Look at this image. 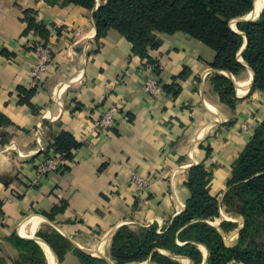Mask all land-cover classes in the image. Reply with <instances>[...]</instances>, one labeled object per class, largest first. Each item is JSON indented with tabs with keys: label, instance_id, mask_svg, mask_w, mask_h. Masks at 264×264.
<instances>
[{
	"label": "crops",
	"instance_id": "crops-1",
	"mask_svg": "<svg viewBox=\"0 0 264 264\" xmlns=\"http://www.w3.org/2000/svg\"><path fill=\"white\" fill-rule=\"evenodd\" d=\"M157 37L159 46L147 52L153 64L147 73L124 35L113 28L97 33L91 10L62 0H0V264H18L19 251L8 240L13 235L35 240L46 264L47 251L52 264H60L43 238L50 234L65 239V248L59 246L62 264H82L75 249L97 259L92 264H116L110 254L113 232L121 225L132 230L155 225L162 233L184 209L192 165L210 172L208 190L222 198L235 160L263 120L264 90L249 93L253 71L247 66L241 80L242 72L234 76L213 68L214 51L183 32ZM38 42L52 56L33 84L32 48ZM215 74L235 83L234 109L220 102ZM149 76L161 84L159 95L142 89ZM238 82H247L245 93H238ZM111 107L117 109L113 126L96 130L94 118ZM243 121L246 132L240 129ZM62 133L78 146L59 171L39 175L36 165L55 152ZM132 172L148 180L143 189L131 183ZM218 203L214 223L236 224L219 229L232 246L243 217L224 215ZM198 248L199 264H207L206 247Z\"/></svg>",
	"mask_w": 264,
	"mask_h": 264
},
{
	"label": "trees",
	"instance_id": "trees-1",
	"mask_svg": "<svg viewBox=\"0 0 264 264\" xmlns=\"http://www.w3.org/2000/svg\"><path fill=\"white\" fill-rule=\"evenodd\" d=\"M62 2L91 10L97 33L107 28L115 29L131 43L132 51L151 65L147 52L159 46L157 34L179 31L214 51L211 66L215 69L237 76L247 64L253 71L249 93L264 90V5L255 20H237L235 30L230 26V21L252 10L254 0ZM212 82L220 102L234 109L237 98L233 81L223 74H215ZM77 146L78 143L69 134L62 133L53 149L62 158H69L71 150ZM209 177L210 172L201 164L188 169L186 186L189 193L184 209L171 219L162 233L156 231L155 225L138 230H132L127 225L119 226L110 241V254L115 263L141 264L148 259L149 264H180L176 258L159 251L163 249L199 264L202 253L198 244H203L207 250V264H264V117L235 160L226 181L228 189L223 196V204L228 212L238 213L244 219L237 242L232 246L224 243L219 229L227 231L236 224L226 219L214 223L219 217V205L209 193ZM233 197L237 198V205L231 202ZM43 238L62 264L59 250L65 248V239L55 234ZM8 240L19 251L18 264L26 256L39 264H46L44 253L35 240L18 235ZM75 251L80 255L82 264H92L97 260L78 249Z\"/></svg>",
	"mask_w": 264,
	"mask_h": 264
},
{
	"label": "built area",
	"instance_id": "built-area-1",
	"mask_svg": "<svg viewBox=\"0 0 264 264\" xmlns=\"http://www.w3.org/2000/svg\"><path fill=\"white\" fill-rule=\"evenodd\" d=\"M32 51L35 54V60L30 69V78L32 83L36 84L40 82L44 72L46 71V68L51 60L52 52L48 45H44L39 42L33 46ZM152 70L153 66L146 60H143L142 71L149 73ZM142 89L151 96H156L162 93V86L159 83L158 79L154 76H149L146 78ZM116 111V107H111L101 115L95 117L93 120V127L96 130L101 131H105L106 129L111 128L113 126V115ZM35 126L36 142L39 144L41 134L40 122H37ZM242 127L246 128L247 125H243ZM62 166L63 158L59 153L54 152L50 153V155L46 156L44 159L38 162V164L36 165V172L42 176L49 175L59 171ZM130 181L138 190L143 189L148 184V180L138 172H132ZM3 219L4 217L0 212V226L3 223Z\"/></svg>",
	"mask_w": 264,
	"mask_h": 264
},
{
	"label": "bare ground",
	"instance_id": "bare-ground-1",
	"mask_svg": "<svg viewBox=\"0 0 264 264\" xmlns=\"http://www.w3.org/2000/svg\"><path fill=\"white\" fill-rule=\"evenodd\" d=\"M263 3H264V0H254V2H253V9L246 15V18L247 19H254V18H256L258 16V13H259V11H260ZM230 25L235 30L234 22H230ZM246 83L247 82H245V83H239L238 82V84L236 83L237 84V91H238V93L241 94V93H245L246 92V89H247V84ZM46 254H47V257H48L49 264H52L53 263L52 262L53 259H52L51 253H49L47 251ZM54 264H55V262H54Z\"/></svg>",
	"mask_w": 264,
	"mask_h": 264
},
{
	"label": "rangeland",
	"instance_id": "rangeland-1",
	"mask_svg": "<svg viewBox=\"0 0 264 264\" xmlns=\"http://www.w3.org/2000/svg\"><path fill=\"white\" fill-rule=\"evenodd\" d=\"M234 21V19L232 20V21H230V22H233ZM247 75V69H245L244 71H242V73L238 76V79L239 80H241V79H244V77ZM237 78V77H236ZM237 79V80H238ZM254 91H259V90H254ZM226 123H228V121L226 122ZM248 122H246V121H243V122H241V124H240V129L242 130V131H244V132H246L247 130H248ZM243 125H247V127L246 128H243L242 126ZM227 189H228V187L226 186V189L224 190V193H223V196H224V194H225V192L227 191ZM210 193V192H209ZM211 195V194H210ZM212 196V195H211ZM223 196H222V198H216V197H214L217 201H220V203L224 206V208H223V210L226 212V213H224V215H227L228 213H233V212H228L227 211V207L223 204ZM232 203H234V205H237L239 202L237 201V198L236 197H233L232 198V201H231ZM218 205H219V203H218ZM233 205V206H234ZM234 208H235V206H234ZM234 214V213H233ZM236 214H238V213H236ZM243 222H244V219H243ZM237 228V227H236ZM29 256H26L25 258H22V262L20 263V264H39L37 261H33V260H31L30 258L29 259H27Z\"/></svg>",
	"mask_w": 264,
	"mask_h": 264
},
{
	"label": "water",
	"instance_id": "water-1",
	"mask_svg": "<svg viewBox=\"0 0 264 264\" xmlns=\"http://www.w3.org/2000/svg\"><path fill=\"white\" fill-rule=\"evenodd\" d=\"M263 5H264V3H263ZM263 5H262V7H261V9H260V11H259V13H258V16H259V14H260V12H261V10H262V8H263ZM252 9H253V7H252ZM257 16V17H258ZM256 17V18H257ZM256 18H254V19H247L246 18V15L245 16H243V17H239V18H236V19H234V23L237 21V20H255ZM231 26V25H230ZM232 28V27H231ZM233 29V28H232ZM234 30V29H233ZM245 44H246V41L244 42V44H243V46L241 47V49L245 46ZM245 66H247V64H244ZM248 67V66H247ZM251 82H252V80H251ZM233 84H234V87H235V83L233 82ZM251 85V84H250ZM56 262H57V260H56ZM57 264H58V262H57Z\"/></svg>",
	"mask_w": 264,
	"mask_h": 264
}]
</instances>
